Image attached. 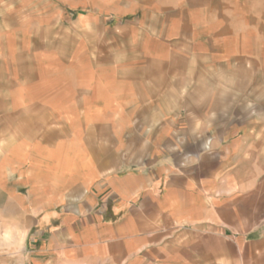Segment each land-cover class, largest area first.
<instances>
[{
  "label": "crops",
  "instance_id": "1",
  "mask_svg": "<svg viewBox=\"0 0 264 264\" xmlns=\"http://www.w3.org/2000/svg\"><path fill=\"white\" fill-rule=\"evenodd\" d=\"M29 8L47 9L52 19L28 25L20 15ZM87 9L107 16L97 23L82 15L84 28L99 36L87 32L82 55L39 49L46 58L31 87L42 95L33 104H6L19 107L20 118L0 112V233L11 229L18 238L0 240V264H212L206 254L220 249L205 236L222 228L245 238L254 230L250 216L243 224L235 218L241 198L251 211V185L193 180L180 169L185 179H173L172 168L164 179L139 167L144 150L132 138L125 146L123 129L109 147L107 125H125L124 109L264 108V0H120ZM59 10L60 0H0V45L19 39L28 60L29 27L36 45L59 43L60 32H38L60 29ZM79 57L84 68L67 69ZM58 61L67 67L58 69ZM4 76V92L28 89L26 81L12 83L11 71ZM50 92L58 96L49 102ZM238 122L247 124L243 133L215 128L206 136L233 138L228 148L244 157L262 151L264 124L246 115ZM197 135H184L191 148L201 145Z\"/></svg>",
  "mask_w": 264,
  "mask_h": 264
},
{
  "label": "rangeland",
  "instance_id": "2",
  "mask_svg": "<svg viewBox=\"0 0 264 264\" xmlns=\"http://www.w3.org/2000/svg\"><path fill=\"white\" fill-rule=\"evenodd\" d=\"M119 2L120 0H60V10L55 15L60 21V29L55 27L54 29L38 30L41 35L45 34L44 36L46 37L50 36L51 32L54 35L56 31L60 32L59 43L57 41L53 42L55 43L53 46L36 45L31 42V36H33L35 30L30 27L27 28L25 32L29 39L27 38L25 43L28 42L27 49L30 55H28V60L23 59L22 55L25 49H22L23 46L21 48L19 39L13 40L11 43H2L0 45V112L7 111L6 117L9 119L20 118V108H12L10 110L6 108V104L9 102L13 106H17L20 105V101L24 104H33L36 102L37 97L42 95L36 92L34 87H31L32 81L35 82L38 76H40L37 73V69L40 68L42 58L45 57V55L40 56L41 50L39 49L42 47L45 49L53 47L54 51H59L61 55L66 56L71 53L82 55L86 47L84 43L87 32L92 31L93 38L99 36V34H96L99 30L84 28L83 22L85 21V16L82 15L91 14L90 12L85 13V8H115ZM38 9L41 13L38 10L37 13H33L34 9L29 8L27 9L28 12L22 13L20 17L24 18L23 20L28 25H31L33 21L46 24L45 22L52 19L50 18L52 13H45L47 9ZM87 10L90 11L89 9ZM91 15V17H87L88 20L97 23L103 22L107 17L104 12ZM11 22L9 21V25ZM11 33L14 32L11 31ZM35 49H38L36 50L38 51L36 59L32 57ZM48 52L54 54L52 51ZM2 56H5V58ZM77 61L79 63L75 64V66H68L67 69L72 67L84 68L83 57H79ZM78 64L80 65L77 67L76 65ZM54 65L58 69H65L67 67L60 61ZM22 68H27L29 71L28 77L20 76L19 70ZM9 71L13 74L11 77L13 84L19 80L26 81L28 82V89H24L21 92H4L5 84L3 81L7 80V77L4 75ZM48 79L51 80L52 78L49 77ZM45 96H49L50 102L53 96H58V94L50 92L46 93ZM32 107H36V105ZM32 109H27V111H31ZM53 111L55 110L53 109ZM111 111L109 117L115 114L114 110L113 112ZM9 112H11L10 115ZM245 115L246 117L250 116L256 119L258 123L264 124V108L250 110L232 109L229 108V103L227 102H224V104L209 102L207 107L200 109V112L194 108L179 107L165 109L141 108L139 110L124 109L122 120L126 123L125 125L111 123L107 125V143L109 147L117 145L116 134L120 133L123 129V143L125 146L132 138L138 143L139 148L144 150L138 163L139 167L156 168L157 172L165 176L164 179L171 178L170 171L172 168L177 170L173 179H180V176L182 179H185L182 176L187 173V176H190L189 179L193 180L200 179L199 176L201 175V179L203 180L225 182L230 184V186L231 184H241L243 186L247 183L251 185V211L248 210L247 200L245 202L241 198L236 202V208L239 209V212L234 215L238 223L240 222L241 224L250 216V222L254 230L245 238L227 236L222 228L218 231V235L205 236V240L211 243L212 248L220 249L218 253L206 254L205 258L209 256L207 259H211L212 264H264V252L261 253L259 251V245L261 244V240H263V236L261 235L264 233V149L261 151V149L255 147L251 150L250 155L244 157L241 149L234 152L231 147L228 148V146L233 144V138L224 137L225 139L223 138L221 141L212 142L206 136L214 132L215 128L221 133H231L233 131L243 133L247 124H239L238 120L245 117ZM132 117V123L130 121L129 125H127V120H131ZM193 133L198 134L197 136L200 137L203 136L199 142L201 145L198 148H191L190 145L193 142L184 137L187 134L190 138ZM168 162L169 165L167 164ZM179 169L183 171V175L178 173ZM229 212L228 214L225 213L224 216L225 219L229 217L230 221H232V214ZM226 222L229 221L226 220ZM240 239L242 240L240 241ZM244 240L246 242L252 240L251 245L243 243ZM255 240H258L257 243H253Z\"/></svg>",
  "mask_w": 264,
  "mask_h": 264
},
{
  "label": "clouds",
  "instance_id": "3",
  "mask_svg": "<svg viewBox=\"0 0 264 264\" xmlns=\"http://www.w3.org/2000/svg\"><path fill=\"white\" fill-rule=\"evenodd\" d=\"M15 239L18 241V238L15 236V233L11 229H5L3 233H0V240H10ZM17 247H19V243L17 242Z\"/></svg>",
  "mask_w": 264,
  "mask_h": 264
}]
</instances>
